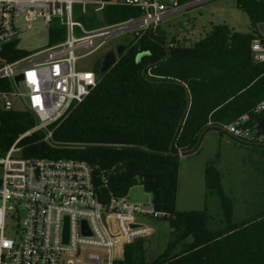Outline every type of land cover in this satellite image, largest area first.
<instances>
[{
  "label": "trees",
  "instance_id": "1",
  "mask_svg": "<svg viewBox=\"0 0 264 264\" xmlns=\"http://www.w3.org/2000/svg\"><path fill=\"white\" fill-rule=\"evenodd\" d=\"M235 2L248 18V33L214 25L202 38L186 45L167 43L160 28L147 32L126 48L65 119L49 127L50 142L37 131L18 143L24 158H65L88 164L102 202L111 195L125 197L132 187L141 185L153 207L168 215L161 220L171 229L172 241L149 264H264V209L234 223L231 200L224 195L213 164L205 168V196L218 197L223 227H207L211 217L206 208L176 209L177 154L195 151L203 131L228 125L241 115H249L251 126L264 119L263 113L254 111L264 100V62H255L251 53L254 41L264 42L257 29L264 22V0ZM130 16L131 9L106 8L102 21L112 24ZM62 39V31L51 28L48 45ZM5 50L3 57L8 62L29 55L16 42ZM142 52L149 56L137 63ZM0 85L5 87V83ZM34 125L28 112L0 111V156ZM258 134L264 135V129ZM143 240L126 246L119 262L142 264L138 253L134 254L141 251Z\"/></svg>",
  "mask_w": 264,
  "mask_h": 264
},
{
  "label": "built area",
  "instance_id": "2",
  "mask_svg": "<svg viewBox=\"0 0 264 264\" xmlns=\"http://www.w3.org/2000/svg\"><path fill=\"white\" fill-rule=\"evenodd\" d=\"M207 1L0 0V83H5V87L0 85V111L28 112L35 120L34 127L0 156V264H116L123 259L126 246L152 234L149 227L137 221L139 217H168L151 203L130 204L126 196L111 195L102 202L88 164L65 158H24L18 143L37 131L50 142L49 127L65 119L99 82L94 81L95 68L87 72L77 68L79 60L99 52L118 35H129L123 45L127 48L159 28L167 17ZM74 6L98 21H102L106 8L131 9L133 16L88 31L74 22ZM21 17L28 22L41 19L48 26V38L51 28L56 27L63 39L8 62L3 57L5 47L17 43L16 25ZM75 29L81 36L74 35ZM83 49L89 50L81 53ZM251 53L255 62H264V45L259 41L252 43ZM20 85L26 89L25 94L18 93ZM14 100L19 109L14 107ZM254 111L264 114V100ZM249 123V115L244 114L220 129L239 141L263 143L264 135L258 134L257 124ZM103 183L106 186V180ZM20 213L22 220H18ZM82 222L90 235L83 234ZM68 257H75L76 262L67 261Z\"/></svg>",
  "mask_w": 264,
  "mask_h": 264
},
{
  "label": "rangeland",
  "instance_id": "3",
  "mask_svg": "<svg viewBox=\"0 0 264 264\" xmlns=\"http://www.w3.org/2000/svg\"><path fill=\"white\" fill-rule=\"evenodd\" d=\"M73 15L74 22L81 24L88 31L107 25L104 20L98 21L82 14L79 6H74ZM214 25H227L240 33L249 31L248 18L235 0H210L195 5L167 17L159 24V28L165 34L167 43L184 42L189 45L202 38ZM16 26L19 49L32 54L48 47V26H45L41 19L28 22L21 17ZM74 35L81 36V33L75 29ZM128 37L129 35H118L109 39L99 52L79 60L77 68L82 72L93 70L105 54L103 52H115L117 46L126 44ZM88 50L83 49L80 52ZM17 90L19 94L26 93L23 85ZM13 104L19 109L17 101L14 100ZM209 164H213L219 172L224 195L231 200L234 223L252 218L264 209V144L241 143L221 129L210 128L202 135L200 145L195 151L180 157L176 199L178 211H202L206 208L211 217L207 227L210 230L223 227L222 207L218 197L212 195L206 199L205 196L204 176L205 168ZM126 197L130 204L151 203V196L144 192L141 185L132 187ZM22 218L23 213H20L18 220ZM137 221L149 227L152 234L143 240L141 251L135 252L134 256L138 253L142 264H149L163 252L168 242L172 241L171 229L164 220L139 217ZM6 235L13 238L11 234ZM179 249L177 246L175 251ZM67 261L75 263L76 258L68 257ZM139 263L138 261L136 264Z\"/></svg>",
  "mask_w": 264,
  "mask_h": 264
},
{
  "label": "water",
  "instance_id": "4",
  "mask_svg": "<svg viewBox=\"0 0 264 264\" xmlns=\"http://www.w3.org/2000/svg\"><path fill=\"white\" fill-rule=\"evenodd\" d=\"M175 30H178L175 28ZM178 31H176L177 33ZM262 45L264 44V42H260ZM126 51V47L123 46V45H119L116 47L115 49V53L113 52H108L106 53L102 59H101V62H100V65H99V68L97 69V73L95 74V77H94V81L95 82H98L103 73H105L116 61V59L118 57H120L124 52ZM149 56V52H142L140 54L137 55L136 57V62L139 63L141 62L144 58L148 57ZM21 79V77H16L15 78V81L18 82L19 80ZM187 109L184 111V114L182 116V118L180 119V122L178 124V127L176 128V131H175V134H174V138L177 134V132L179 131V128L183 122V118H184V115L186 114L187 112ZM215 129H220V127H214ZM264 129V119L262 121H260L257 125H256V130L257 131H261ZM205 133V131H203L201 133V136ZM171 148V146L169 147V149ZM194 149H191V150H188V151H183V152H179L177 154L178 157H182L190 152H192ZM171 154V153H170ZM82 227H83V234L84 235H90V233L88 232L87 230V226H86V223L85 222H82ZM67 233H68V222H67V219H65V227H64V243L67 242Z\"/></svg>",
  "mask_w": 264,
  "mask_h": 264
},
{
  "label": "crops",
  "instance_id": "5",
  "mask_svg": "<svg viewBox=\"0 0 264 264\" xmlns=\"http://www.w3.org/2000/svg\"><path fill=\"white\" fill-rule=\"evenodd\" d=\"M257 29H258V32H259V34L261 35V37H263L264 38V22L263 23H260L258 26H257ZM230 136V135H229ZM231 137V136H230ZM231 138H233V137H231ZM234 140H236V141H239V140H237V139H235V138H233ZM239 142H241V141H239ZM241 143H244V142H241ZM246 144H249V145H255V144H252V143H248V142H245Z\"/></svg>",
  "mask_w": 264,
  "mask_h": 264
}]
</instances>
